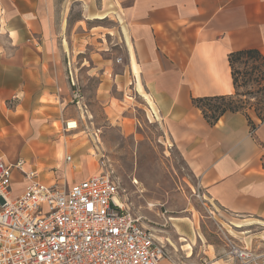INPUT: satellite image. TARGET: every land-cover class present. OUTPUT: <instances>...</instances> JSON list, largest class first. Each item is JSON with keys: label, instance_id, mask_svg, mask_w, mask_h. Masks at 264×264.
Listing matches in <instances>:
<instances>
[{"label": "crops", "instance_id": "0c3cea01", "mask_svg": "<svg viewBox=\"0 0 264 264\" xmlns=\"http://www.w3.org/2000/svg\"><path fill=\"white\" fill-rule=\"evenodd\" d=\"M110 1L118 7L110 8ZM56 9V0H0V155L39 168L46 181L72 185L89 177L98 171L90 148L84 140L69 143L86 131L65 132L62 121L73 117L79 128L86 126L98 155L93 141L102 131L88 93L106 108L133 87L214 207L264 220V121L250 112L257 124L253 133L245 113L230 111L211 124L193 102L235 92L230 52L257 47L264 53V0H105L103 9L92 0V17L123 18L124 56L118 62L92 47L89 57L76 59L90 123L73 102L68 78L67 54L74 58L72 52L83 50L57 36ZM21 183L23 190H12L13 196L28 183L14 170L12 186Z\"/></svg>", "mask_w": 264, "mask_h": 264}, {"label": "rangeland", "instance_id": "374dc122", "mask_svg": "<svg viewBox=\"0 0 264 264\" xmlns=\"http://www.w3.org/2000/svg\"><path fill=\"white\" fill-rule=\"evenodd\" d=\"M93 1L100 9L105 6V0ZM91 2L56 0L55 22L60 32L57 36L65 41L69 38L83 50V53L72 52L74 58L67 54V66L70 62L82 87L80 73L75 67L77 58L82 61L83 57H89L92 47H100L110 57L124 56L123 20L114 13L93 20L88 12ZM113 4L118 7L110 1V8ZM87 96V101L94 104L90 108L96 126L102 131L99 140L93 141L94 147H99L100 151L97 155L96 149L92 148L86 126L78 129L86 132L74 139L71 137L69 143L70 140H84L86 150L90 148L88 156L95 157L93 169L111 171L133 211L142 216L155 236L163 237L165 257L160 264H242L226 255L230 248L227 245L229 239L237 246L253 251L254 261L246 264H264V220L223 213L214 207L200 190L197 178L181 152L165 139L161 125L151 113L149 119L148 104L133 87L127 94L121 91L112 97L106 108L95 96L90 93ZM251 102L255 103V99ZM86 121L90 123L88 118ZM56 125L59 132L61 124L57 122ZM135 179L139 183H135ZM23 188L22 183L12 186L15 194ZM238 222L243 226H236ZM249 222L253 224L245 225Z\"/></svg>", "mask_w": 264, "mask_h": 264}, {"label": "built area", "instance_id": "2783aa9c", "mask_svg": "<svg viewBox=\"0 0 264 264\" xmlns=\"http://www.w3.org/2000/svg\"><path fill=\"white\" fill-rule=\"evenodd\" d=\"M68 78L73 102L86 120L82 86L70 62ZM62 122L65 132L79 129L77 118ZM72 157L68 153L66 161ZM14 170L28 182L17 196L12 195ZM227 245L232 259L254 261L249 248L231 239ZM164 257V243L133 211L108 169L70 185L43 180L39 168L0 155V264H160Z\"/></svg>", "mask_w": 264, "mask_h": 264}, {"label": "trees", "instance_id": "16d2710c", "mask_svg": "<svg viewBox=\"0 0 264 264\" xmlns=\"http://www.w3.org/2000/svg\"><path fill=\"white\" fill-rule=\"evenodd\" d=\"M235 92L228 95H214L193 98L205 118L211 124L217 123L227 112L241 111L248 117L251 131L257 128L250 112L254 111L264 121V53L257 47H247L229 53ZM246 90H242V89ZM255 99V103L251 102Z\"/></svg>", "mask_w": 264, "mask_h": 264}, {"label": "bare ground", "instance_id": "6f19581e", "mask_svg": "<svg viewBox=\"0 0 264 264\" xmlns=\"http://www.w3.org/2000/svg\"><path fill=\"white\" fill-rule=\"evenodd\" d=\"M105 17V14H103V15H97V16H94V17H92V18H104ZM120 19L121 20H123V18L120 16ZM139 91L143 94L142 96H144L151 104L153 103L152 102V100L150 99V97L147 95V94H145L144 93V91L142 90V87L141 86H139ZM135 183H139V180L138 179H135V181H134ZM236 226H238V227H242L243 226V224H241V223H236L235 224ZM156 238L159 240V241H162L163 242V237H161V236H156ZM189 246V248H191V249H193V246H192V244H189L188 245ZM192 255V253H190L189 254V256H191ZM164 259V258H163ZM162 259V260H163ZM161 260V261H162ZM161 263V262H160Z\"/></svg>", "mask_w": 264, "mask_h": 264}]
</instances>
